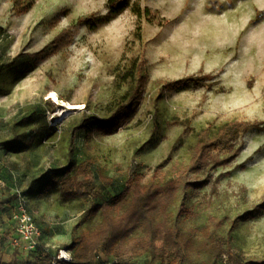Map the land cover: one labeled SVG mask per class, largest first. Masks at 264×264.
Segmentation results:
<instances>
[{"label": "rangeland", "instance_id": "obj_1", "mask_svg": "<svg viewBox=\"0 0 264 264\" xmlns=\"http://www.w3.org/2000/svg\"><path fill=\"white\" fill-rule=\"evenodd\" d=\"M129 1L123 13L93 26L88 21L109 15V0H24L19 9L15 0H0L2 262L30 258L10 244L16 193L26 194L47 249L58 259L65 252L62 260L71 261L62 247L100 220L74 231L82 215L122 193L133 173L146 184L173 179L175 166L190 164L204 130L216 135L233 121L264 124V0ZM66 31L72 43L59 50L54 43ZM142 58L149 82L132 119L111 136L87 128L75 132L85 117H110L131 91L121 76ZM187 77L207 80L159 97L158 82ZM237 144L242 152L236 161L211 172L204 189L190 192L186 206L196 217L183 227L221 220L225 248L263 260L264 210L237 219L264 201V131ZM72 160L92 164L95 194L63 195L71 190L59 178ZM100 178L113 184L106 187ZM182 202L179 190L165 213H155L164 235L176 227ZM149 260L145 255L130 264ZM93 264L116 260L101 251Z\"/></svg>", "mask_w": 264, "mask_h": 264}, {"label": "trees", "instance_id": "obj_2", "mask_svg": "<svg viewBox=\"0 0 264 264\" xmlns=\"http://www.w3.org/2000/svg\"><path fill=\"white\" fill-rule=\"evenodd\" d=\"M24 0H15V8L19 9ZM110 12L105 18L91 19L89 24L97 22L108 23L130 7L129 0H109ZM140 16V11L135 9ZM1 33V29H0ZM69 31L63 32L55 41L57 49L72 43ZM206 78L187 77L172 82H158L159 97L168 90L201 86ZM123 83L131 84V91L111 111L107 119L95 116L85 117L75 132L84 128L104 136L116 134L129 122L144 99L149 82L147 61H136L130 71L121 76ZM255 130L264 131V124L246 121H233L223 126L216 135H211L206 129L201 133V139L196 145L191 162L188 166H175V178L160 183L146 184L138 174L133 173L125 190L112 200H104L93 204L74 227L76 231L87 221L100 220L79 237H73L69 245L62 250L72 253L71 261L58 259L40 240L34 251H30L29 259L24 262L17 260L0 264H93L98 253L103 251L108 258H114L116 264H130L133 260L145 255L150 256L147 264H221L224 257L229 264H264L263 260L248 259L232 247H224L219 234L221 220L211 218V224L203 228L185 230L184 223L195 219L196 213L186 206L191 191L202 190L209 184V175L213 171L229 167L242 152V146L237 141ZM74 141L75 135L72 136ZM72 152V150H71ZM206 172L205 177L198 176ZM101 183L109 187L113 181L100 178ZM61 187L70 189L63 192L67 199H83L95 194L97 180L93 177L92 164L85 161L76 165L73 160L65 167V175L59 178ZM181 190L183 202L177 216L174 229H168L166 235L162 232V224L155 220V213H165L175 194ZM1 205V202H0ZM264 210V201L251 212L245 213L237 222L253 217L258 211Z\"/></svg>", "mask_w": 264, "mask_h": 264}, {"label": "built area", "instance_id": "obj_3", "mask_svg": "<svg viewBox=\"0 0 264 264\" xmlns=\"http://www.w3.org/2000/svg\"><path fill=\"white\" fill-rule=\"evenodd\" d=\"M3 187L4 182L0 178V189ZM13 221L14 232L10 239L11 247L25 252L34 251L42 239V231L35 221L24 193H16Z\"/></svg>", "mask_w": 264, "mask_h": 264}, {"label": "bare ground", "instance_id": "obj_4", "mask_svg": "<svg viewBox=\"0 0 264 264\" xmlns=\"http://www.w3.org/2000/svg\"><path fill=\"white\" fill-rule=\"evenodd\" d=\"M65 256H66V253L64 252V253H63V256H62V259H64V258H65Z\"/></svg>", "mask_w": 264, "mask_h": 264}]
</instances>
